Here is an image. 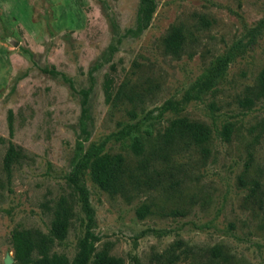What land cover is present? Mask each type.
<instances>
[{
    "label": "rangeland",
    "instance_id": "1",
    "mask_svg": "<svg viewBox=\"0 0 264 264\" xmlns=\"http://www.w3.org/2000/svg\"><path fill=\"white\" fill-rule=\"evenodd\" d=\"M154 5L137 31L140 0H0V264L6 255L70 264L86 222L74 175L89 192L97 248L123 264H156L161 253L205 264L198 250L214 246L230 264H264V213L241 204L236 182L252 143L264 181V133L255 139L264 98L245 101L264 72V0ZM176 25L186 34L179 56L163 46ZM176 116L213 128L215 160L200 169L207 201L188 199L192 183L185 197L141 181L109 194L79 169L91 143L131 159L132 136L121 130L156 133Z\"/></svg>",
    "mask_w": 264,
    "mask_h": 264
},
{
    "label": "trees",
    "instance_id": "2",
    "mask_svg": "<svg viewBox=\"0 0 264 264\" xmlns=\"http://www.w3.org/2000/svg\"><path fill=\"white\" fill-rule=\"evenodd\" d=\"M154 0H140L137 16V31L146 27L154 11ZM186 42V34L179 25L173 26L163 38V46L167 53L179 56ZM264 98V72L259 84L251 88L245 101L252 105ZM259 130L255 139L264 133V118L258 123ZM212 126L205 122L189 120L186 116H176L156 133L151 130L140 131L137 125H131L121 130V135H131V159L121 153L109 154L103 152L102 144L91 143L78 162V167L88 169L93 181L109 194L126 190L132 181L145 182L153 191L167 196L177 194L182 196L185 186L191 183L198 186V192L190 194L191 201H207L211 189L209 184L200 183V169L215 160L210 147ZM221 130L226 142L230 143L233 127L226 123ZM245 155L241 168L236 175L237 185L243 190L241 204H249L248 209L264 213V181L262 171L255 169L254 143ZM15 149L10 148L6 164L16 157ZM79 194L81 208L85 214V232L78 243V251L70 264H123L120 257L109 254L105 248L98 249V237L93 233L94 211L89 201L87 188L79 183L77 176L71 178ZM240 204V205H241ZM264 228V226L260 225ZM259 226V228H260ZM63 231V226L59 228ZM206 258L205 264H230L232 254L221 246L209 249L200 248ZM193 252L186 248L183 253ZM179 255L161 253L156 257V264H175Z\"/></svg>",
    "mask_w": 264,
    "mask_h": 264
},
{
    "label": "water",
    "instance_id": "3",
    "mask_svg": "<svg viewBox=\"0 0 264 264\" xmlns=\"http://www.w3.org/2000/svg\"><path fill=\"white\" fill-rule=\"evenodd\" d=\"M10 262H11V258H10V256H9V255H6V256H5V259H4V263H5V264H10Z\"/></svg>",
    "mask_w": 264,
    "mask_h": 264
}]
</instances>
